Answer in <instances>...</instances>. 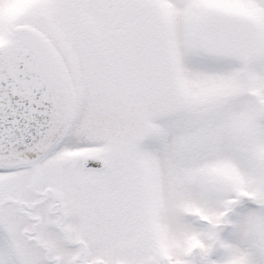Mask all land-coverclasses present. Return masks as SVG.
Masks as SVG:
<instances>
[{
	"label": "snow or ice",
	"instance_id": "1",
	"mask_svg": "<svg viewBox=\"0 0 264 264\" xmlns=\"http://www.w3.org/2000/svg\"><path fill=\"white\" fill-rule=\"evenodd\" d=\"M0 264H264V0H0Z\"/></svg>",
	"mask_w": 264,
	"mask_h": 264
}]
</instances>
